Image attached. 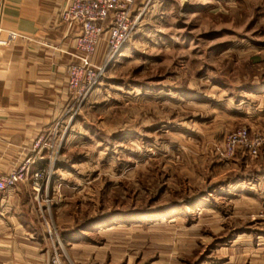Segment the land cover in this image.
I'll use <instances>...</instances> for the list:
<instances>
[{
  "label": "rangeland",
  "instance_id": "1",
  "mask_svg": "<svg viewBox=\"0 0 264 264\" xmlns=\"http://www.w3.org/2000/svg\"><path fill=\"white\" fill-rule=\"evenodd\" d=\"M140 22L30 182L49 264H264V0H151Z\"/></svg>",
  "mask_w": 264,
  "mask_h": 264
},
{
  "label": "crops",
  "instance_id": "2",
  "mask_svg": "<svg viewBox=\"0 0 264 264\" xmlns=\"http://www.w3.org/2000/svg\"><path fill=\"white\" fill-rule=\"evenodd\" d=\"M70 2L0 0V39L9 31L18 34L1 47L0 175L16 167L36 134L70 104L66 75L77 52V28L58 16ZM104 47L101 43L95 60ZM29 187L30 181L19 182L0 193V264H49L34 216L39 193Z\"/></svg>",
  "mask_w": 264,
  "mask_h": 264
},
{
  "label": "built area",
  "instance_id": "3",
  "mask_svg": "<svg viewBox=\"0 0 264 264\" xmlns=\"http://www.w3.org/2000/svg\"><path fill=\"white\" fill-rule=\"evenodd\" d=\"M139 7H136V4ZM151 0H71L69 6L59 12V19L68 27H76L73 38L77 52L67 67L66 88L70 104L54 122L41 129L31 141L23 158L15 168L0 175V193L13 188L19 182L30 181L36 188L43 177L54 171L58 157L65 145L67 124L70 123L78 106L97 80L106 70L109 61L119 55L129 39L139 29L143 12ZM137 8V10H136ZM18 34L8 32L1 47L16 39ZM101 43L106 46V61L102 66L94 65V56ZM68 119V121H67ZM246 136L245 129H239L228 137L226 150L233 154L237 138ZM263 136V138H262ZM264 141V134L258 137ZM253 153L260 146H253ZM45 168H39L43 165Z\"/></svg>",
  "mask_w": 264,
  "mask_h": 264
},
{
  "label": "trees",
  "instance_id": "4",
  "mask_svg": "<svg viewBox=\"0 0 264 264\" xmlns=\"http://www.w3.org/2000/svg\"><path fill=\"white\" fill-rule=\"evenodd\" d=\"M240 86H241V85H240ZM251 88H252V89H256V90H258V89H261V88H263V87L261 86V84L258 83V84H256L255 86L252 85ZM263 89H264V88H263ZM260 172H261L262 174H264V165L261 167V171H260ZM230 239H231V238L228 236L227 238L224 239V242H225V241H228V240H230Z\"/></svg>",
  "mask_w": 264,
  "mask_h": 264
}]
</instances>
